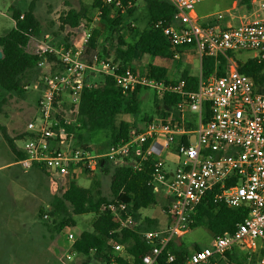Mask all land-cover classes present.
Returning a JSON list of instances; mask_svg holds the SVG:
<instances>
[{
    "label": "built area",
    "instance_id": "built-area-1",
    "mask_svg": "<svg viewBox=\"0 0 264 264\" xmlns=\"http://www.w3.org/2000/svg\"><path fill=\"white\" fill-rule=\"evenodd\" d=\"M166 1L176 10L172 22L162 28L173 59H179L186 49L196 52L200 60L203 56H223L224 75L203 76L199 72L196 88H189L184 79L165 82L130 68L119 71L117 65L99 60L96 55L89 63L82 52L92 30L83 26L77 44L30 37L25 51L39 57L34 67L38 118L26 123L22 157L16 164L25 170L37 168L53 174L62 187L70 174H90L103 162L118 161L140 173L157 197L152 208L160 210L162 216L161 221L140 210L141 219L159 220L156 228L140 233L150 245L149 252L140 257V264H158L166 246L172 241L177 243L190 230L196 207L208 202L244 207L247 215L234 231L212 236L210 247L192 249L181 257L166 252L165 264H212L214 258L234 248L248 254L262 250L254 264H264V92L257 90L251 77L238 71L234 59L237 53L248 52L264 60V0H250V17L239 25L224 27L199 23L194 7L207 0ZM102 2L114 10H125L120 0ZM129 7L130 2L126 3ZM94 73L113 77L115 87L123 94L145 87L159 97L177 95L174 111L179 122H143L131 127L121 144L105 150L76 145L74 135L68 134L64 126L71 119L62 115L61 109L78 105L83 89L93 85L89 74ZM166 159L174 161L173 170L166 169ZM128 206L117 200L100 205L101 212L117 217L114 233L135 229L140 222ZM66 239L72 253H77L73 247L75 235L68 233ZM108 244L110 258L104 264H120L116 258L127 254L119 236L110 238Z\"/></svg>",
    "mask_w": 264,
    "mask_h": 264
},
{
    "label": "trees",
    "instance_id": "trees-1",
    "mask_svg": "<svg viewBox=\"0 0 264 264\" xmlns=\"http://www.w3.org/2000/svg\"><path fill=\"white\" fill-rule=\"evenodd\" d=\"M39 0H31L25 10L16 9L11 6V17L14 25L5 34L0 36V50L3 57L0 59V112L9 97L13 95H24V83H28L31 74L36 75L34 69L39 57L25 51V46L30 37H40L41 29L34 16L33 9ZM125 6L124 12L131 16L136 8L138 0H120ZM146 8V27L138 32L137 38L132 43H125L119 39V45L114 49L113 58L109 61L107 49L102 46L99 49L98 29L93 28L90 37L83 49V56L90 60L96 55L99 60L109 61L110 64L118 66L119 71L130 68L134 71L132 64L142 60L145 56L160 60H173V53L170 49L167 38L163 35L162 28L172 22L176 12L174 7L166 0H143ZM238 6H242L245 11L250 9V0H236ZM130 2L131 7L126 8V3ZM91 8L97 11L99 23L104 25L108 31L116 28L121 21V13L116 10V14L111 18L112 8L105 6L102 0H93ZM22 15V18L20 16ZM60 30L65 27L80 32L81 26L86 27L91 18L86 11L68 10L60 15ZM129 23L126 28L132 31ZM54 35H56L54 33ZM70 33L63 38V43L69 45ZM184 48V47H182ZM186 49V48H185ZM233 55V54H232ZM234 56V55H233ZM237 69L241 74L251 77L258 91L264 92V60L249 57L245 60H236ZM226 58L219 56H203L200 60V73L207 76L215 73L216 76H223L225 73ZM148 77L165 82H174L184 79L187 87L196 88L198 77L190 75L188 71H183L177 79H167L168 69L162 66L151 64L146 70ZM145 87H138L132 92L123 94L114 85L113 77H104L102 84H93L83 89L78 105L69 108L62 107L61 114L67 116L71 121L64 125L68 134H73L76 138V145H87L86 135L97 131L106 130L104 146L99 148L105 150L112 145L121 144L126 139L131 123L119 120L120 115L134 116L138 112L137 96ZM156 97L157 94H155ZM178 100L177 95L164 94L160 99L162 108L155 103L156 115L160 120L170 119L179 122L174 111ZM158 106V107H157ZM153 120L152 117L145 116L143 122ZM4 139L14 153L15 160L22 157V153L16 149L14 141L11 140L0 126ZM24 133L19 138H23ZM97 171L104 174L111 173L110 193L111 197L106 198L100 195L98 181L94 177V188H87L78 185L75 175L70 174L65 180L63 190L60 195L54 196L50 207L38 210V219H42L46 214L50 222L44 223L48 232L59 233L64 227L75 225L72 215L94 214L90 231H82L73 244L76 252L85 258L82 264H88L90 259L104 264L109 261L111 247L108 244L110 238L119 236L120 243L124 245L126 256L116 258L120 264H140V257L148 253L150 245L142 239L141 232L154 229L158 226V221L149 217L141 219L140 210L152 208L157 201L152 189L148 187L140 173L134 172L129 166L123 163L103 162L98 164ZM92 175L94 172L91 173ZM120 201L126 203L133 218L140 222L135 229L124 228L120 233H114L118 226V219L112 213L101 212L100 205L109 201ZM45 210V212L43 211ZM247 215L244 207L230 208L220 203L208 202L205 205H198L192 215L190 229L197 226L205 227L212 236L221 235L224 232H232L237 224ZM51 239V235L49 236ZM193 249H198L194 246ZM234 249L225 252L226 257L232 264H244L250 258L252 264L259 259L263 251L242 255L237 260L232 252ZM171 252L175 257L186 254L175 241L170 242L159 257L158 264H165V254Z\"/></svg>",
    "mask_w": 264,
    "mask_h": 264
},
{
    "label": "rangeland",
    "instance_id": "rangeland-1",
    "mask_svg": "<svg viewBox=\"0 0 264 264\" xmlns=\"http://www.w3.org/2000/svg\"><path fill=\"white\" fill-rule=\"evenodd\" d=\"M31 0H0V36L5 34L14 25L11 17V6L16 9L25 10ZM93 0H39L36 2L33 9L34 16L37 19L41 35L39 38L50 40L52 43H63V38L67 33H70V44H77L80 41L81 33L65 27L60 30V15L72 9L75 11H86L91 18V22L86 28L98 29L99 49L104 46L107 49L108 59L111 60L114 55V49L119 45V39L125 43H132L136 40L138 32L146 27V8L143 0L136 2V8L131 16L124 11L121 13L120 24L108 31L104 25L99 23V15L97 11L92 10L91 4ZM232 0H208L197 3L195 9L200 14H207L217 10L222 11L221 17L232 14L234 19H231L232 25L236 26L239 18L242 15L249 16L244 11L242 6L235 10L230 9ZM228 8L230 13L223 10ZM111 18L116 14V10L112 9ZM264 14V10L262 11ZM129 23L132 31L126 28ZM54 33L56 35H54ZM252 57L251 53L240 52L234 56L235 60H245ZM108 61V62H109ZM146 61L158 66L167 67L168 60H160L145 56L141 60L144 65ZM200 72L199 59H195V64L190 68V73L197 76ZM146 73V72H145ZM92 76L93 84H102L104 76L100 73L89 74ZM35 75L31 74L28 83L29 88L25 89L24 95H13L9 97L3 105L0 112V126L4 128L7 136L14 141L17 150L23 146V139L19 136L26 131V123L32 118H38L36 112V101L39 91L34 86ZM161 97H156L155 92L151 88L143 89L137 96L138 112L134 115H120L119 120L131 123L132 126H137L143 123L141 119L145 116L152 117L153 120H160L156 115L155 103L162 108L159 101ZM158 107V106H157ZM106 130H97L86 135L87 145L93 149H99L104 146L106 139ZM75 140V142H74ZM76 143V138H73ZM14 153L4 139L0 130V251L3 247V241L8 240L6 251H11L9 242L12 240V249L21 245L22 250L18 256L24 251L19 260L13 264H82L85 258L73 252L71 243L66 239L68 233H73L77 237L82 231H90L91 223L94 219V214L86 215H70L75 221V225L64 227L59 233L48 232L44 223L50 222L46 219H38L37 213L40 208L47 209V206L54 196L60 195L63 187L60 181L54 179L53 174L46 173L44 170L31 168L22 169L16 164ZM120 163V162H115ZM174 161L166 159L165 167L168 171L174 169ZM94 177L98 181V190L100 195L107 199L111 197L110 180L111 173L104 174L101 171H94V174H83L76 171L75 181L78 185L87 188H94ZM163 188H159V195L162 196ZM45 212V210H43ZM143 215L156 217L162 221L161 211L156 208H148L142 211ZM159 221V220H158ZM34 226V227H32ZM13 227V228H12ZM35 228L41 230L45 234L46 239L41 240L44 246H49V250L35 248V244L30 241V234ZM51 235V239L50 236ZM212 242V234L203 226H197L190 229L180 241H177L183 249H193L194 246L210 247ZM18 248V247H17ZM235 259L239 260L242 255L248 254L245 250L234 248L232 251ZM4 254L3 256H7ZM70 255L67 259L66 256ZM8 260L0 261L1 264L7 263ZM88 264H100L94 259H90ZM212 264H232L224 256H218L213 259ZM244 264H252L251 259H246Z\"/></svg>",
    "mask_w": 264,
    "mask_h": 264
},
{
    "label": "crops",
    "instance_id": "crops-1",
    "mask_svg": "<svg viewBox=\"0 0 264 264\" xmlns=\"http://www.w3.org/2000/svg\"><path fill=\"white\" fill-rule=\"evenodd\" d=\"M230 5H231L230 6L231 10H235L239 7L237 5L236 0H232ZM223 11L226 13H230L228 8H225ZM221 12L222 11L217 10L215 12H210V13L202 15L194 7V14L197 17L199 23H201L203 25L208 24V23H215L221 27L232 25L231 19H234L235 16H233L230 13V14H228V16L218 18V15ZM246 12L248 13L249 16L242 15V16L238 17L239 22L237 25H239L241 22H243L244 20H246L247 18L250 17V9H249V11H245V13ZM195 59H199L196 52H194L193 50H189V49L183 50L180 54L179 59L171 60L169 63H167V67L162 66V67H165L168 69L167 79H172V80L177 79L183 71H188L189 74L192 75L190 73V68L195 64ZM199 63H200V59H199ZM151 64H152V62L146 61V63H144V65H143V64H141V60H140V61L134 62L132 64V67H133L135 72L145 73L148 66ZM49 207H50V203L48 204L47 208H49ZM32 227H34V226H32ZM40 231L41 230L35 228L34 232L30 234V239H31L30 241H32L35 244V248L47 249L50 251L49 246H44L43 243L41 242V240L46 239V236H45V234H43ZM7 243H8L7 239L5 241H3V247H2V250L0 251V261L8 260V262L5 264H13V262L16 260H19L22 257V254L24 253V251H23L19 256L17 254L19 251L22 250V240H21V245L16 246L14 249L11 248L12 247V240H11L9 242L11 251L10 250L6 251ZM191 250L192 249H189V250L187 249L186 252L191 251ZM4 254H8V255L3 256Z\"/></svg>",
    "mask_w": 264,
    "mask_h": 264
},
{
    "label": "water",
    "instance_id": "water-1",
    "mask_svg": "<svg viewBox=\"0 0 264 264\" xmlns=\"http://www.w3.org/2000/svg\"><path fill=\"white\" fill-rule=\"evenodd\" d=\"M3 57V54H2V52H1V50H0V59ZM170 180V176L168 177V181Z\"/></svg>",
    "mask_w": 264,
    "mask_h": 264
}]
</instances>
